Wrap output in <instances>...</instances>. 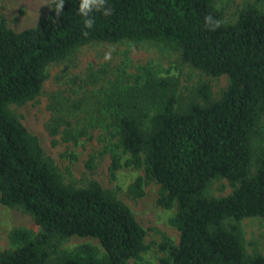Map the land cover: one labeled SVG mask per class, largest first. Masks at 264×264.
<instances>
[{"label": "trees", "instance_id": "obj_1", "mask_svg": "<svg viewBox=\"0 0 264 264\" xmlns=\"http://www.w3.org/2000/svg\"><path fill=\"white\" fill-rule=\"evenodd\" d=\"M81 2L50 0L46 15L20 31L0 14V203L29 213L39 227L12 230L14 247L0 249V264H153L137 263L147 244L130 207L95 178L65 183L10 109L36 99L46 68L81 46L124 40L165 42L192 68L228 83L218 97L201 85L185 101L155 72L114 79L91 72L76 89L50 97L53 143H77L98 129L125 155L110 149L111 173L144 170L129 194L142 196L147 182L159 185L157 204L175 208L170 223L179 233L177 244L161 245L168 254L159 264H264L263 253H247L241 226L264 217V10L245 3L225 22L214 0H102L89 13V28ZM87 168L92 175L90 161ZM213 179L233 190L208 194ZM72 236L95 238L102 251L90 242L60 249Z\"/></svg>", "mask_w": 264, "mask_h": 264}, {"label": "rangeland", "instance_id": "obj_2", "mask_svg": "<svg viewBox=\"0 0 264 264\" xmlns=\"http://www.w3.org/2000/svg\"><path fill=\"white\" fill-rule=\"evenodd\" d=\"M214 3L225 22L235 21L245 3H253L264 10V0H214ZM49 7L50 0H0V14L14 31L35 26L46 15ZM149 71L169 78L173 82L177 98L185 101L195 97L196 88L201 85L208 86L212 96L218 97L228 83L225 75L213 77L192 68L182 61L179 50L165 42H92L81 46L62 62L48 66L39 96L22 105L12 104L10 109L38 137L45 154L58 167L65 183L84 185L89 178H95L103 188L112 190L130 207L145 230L147 244V249L141 253L137 263L159 264V259L168 254V251L161 249V245L166 240L177 244L179 238L177 229L170 223L175 208H163L157 204L159 185L153 181L147 182L143 186L142 196L134 197L129 194L128 185L138 176H143L144 170L122 166L111 173L110 149L123 157L125 155L116 145V139H101L103 135L98 129L90 133L91 138L83 137L77 143L59 140L56 144L47 129L50 118L48 104L54 92L65 89L68 91L70 87L76 89V80L91 72L114 79L117 75L132 78ZM262 131L264 132V116ZM262 145L264 146V140ZM89 161L94 167L92 175L87 168ZM232 190L233 187L226 179H213L206 188L208 194L218 197L227 195ZM241 226L247 253L259 251L264 254V217L244 219ZM19 228L33 233L39 231L29 213L0 203V249L14 247L9 235L12 230ZM82 242H90L102 251L97 239L78 236L61 240L59 248L71 250Z\"/></svg>", "mask_w": 264, "mask_h": 264}, {"label": "clouds", "instance_id": "obj_3", "mask_svg": "<svg viewBox=\"0 0 264 264\" xmlns=\"http://www.w3.org/2000/svg\"><path fill=\"white\" fill-rule=\"evenodd\" d=\"M102 3V0H82L80 4V12L85 16L89 17V13L92 8L100 6ZM59 8H62V3L58 5V10ZM107 11V10H105ZM93 19L92 18H87L85 19L84 23L87 27H92L93 25Z\"/></svg>", "mask_w": 264, "mask_h": 264}]
</instances>
